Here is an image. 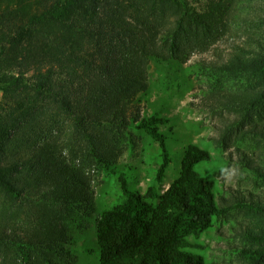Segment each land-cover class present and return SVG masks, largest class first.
<instances>
[{"label":"trees","instance_id":"trees-1","mask_svg":"<svg viewBox=\"0 0 264 264\" xmlns=\"http://www.w3.org/2000/svg\"><path fill=\"white\" fill-rule=\"evenodd\" d=\"M195 2L0 0V264H56L74 217L93 209L90 168L108 169L134 130L157 143L160 162L143 193L119 177L120 199L95 225L98 264H206L196 240L232 213L246 220L239 264H264V200L219 204L214 180L196 170L211 154L194 143L162 188L168 121L132 107L151 90V63L179 87L181 65L239 26L247 39L213 86L236 89L220 93L234 115L228 138L264 144V36L251 32L264 16H242L240 0ZM244 167L264 181L255 161Z\"/></svg>","mask_w":264,"mask_h":264},{"label":"rangeland","instance_id":"rangeland-1","mask_svg":"<svg viewBox=\"0 0 264 264\" xmlns=\"http://www.w3.org/2000/svg\"><path fill=\"white\" fill-rule=\"evenodd\" d=\"M242 16L258 21L264 16V0H240ZM206 0H196L195 6H204ZM237 5V9L240 10ZM264 22L251 28L254 38L264 36ZM247 36L238 26L222 35L205 52L193 53L188 61L181 65L179 87L174 83L167 87L163 72L153 63L148 69L150 91L133 101L132 107L140 116L157 114L167 119L160 125L165 134L166 146L170 156V165L165 172L164 185L167 188L179 171L182 152L188 143H194L211 154L209 162L197 164L200 174L210 177L215 182V193L219 204H228L232 198L244 196L246 200H264V181L256 178L244 167V160L255 161L264 170V144L248 139L237 142L225 134V127L234 120L222 105L220 93H232L235 87L231 82H224L222 88L213 83L221 74L219 69L226 63L235 46L243 45ZM173 79V77H172ZM219 83V82H218ZM1 98V93H0ZM59 138L66 136L61 133ZM127 139H122L116 151L115 159L108 169L90 168L93 209L85 213L79 211L70 226L71 234L63 251L55 260L56 264H98L99 249L96 242L95 225L99 215L117 204L120 199L119 177L127 181V188L143 193L154 180L160 162L159 148L145 134L134 130L128 132ZM225 201V202H224ZM240 215L232 213L215 221L213 227L201 235L196 242L204 246L198 251L205 258L206 264H239L235 249L240 246L236 236L243 225Z\"/></svg>","mask_w":264,"mask_h":264}]
</instances>
